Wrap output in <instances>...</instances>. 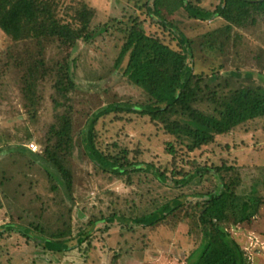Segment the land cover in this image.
<instances>
[{"label": "trees", "instance_id": "16d2710c", "mask_svg": "<svg viewBox=\"0 0 264 264\" xmlns=\"http://www.w3.org/2000/svg\"><path fill=\"white\" fill-rule=\"evenodd\" d=\"M221 2L209 11L202 0H130L134 7L126 6L125 19L98 33L119 36L113 66L95 69L91 58L97 57L86 47L97 37L98 10L87 0H0V33L9 43L0 53V102L17 88L13 118L26 123L19 134L0 133V212L8 206L11 213L0 238L18 233L58 257L90 254L97 232L111 239L117 230H150L180 216L192 221L188 235L195 242L185 264H252L233 231L254 222L264 198L242 189L239 162L214 158L239 149L240 136L255 138V125L264 120V63H256L261 72L257 79L248 73L245 84L244 62L224 75L227 62L200 73L196 61L209 41L225 54L233 41L239 46L241 30L264 24V0ZM180 15L225 24L195 38ZM113 79L124 80L133 94L107 87ZM49 101L52 119L46 121ZM142 120L166 160H143L140 144H104L102 129L109 134L113 124ZM33 141L41 152L29 149ZM77 155L113 188L98 193L110 197L107 206L101 201L104 209L83 203L88 223L75 234Z\"/></svg>", "mask_w": 264, "mask_h": 264}, {"label": "rangeland", "instance_id": "374dc122", "mask_svg": "<svg viewBox=\"0 0 264 264\" xmlns=\"http://www.w3.org/2000/svg\"><path fill=\"white\" fill-rule=\"evenodd\" d=\"M87 1L98 10L95 24L97 37L91 44H88L86 47L87 52L91 56L97 57V60L90 57L95 69L101 68V64L104 67L108 65L112 67L120 52L119 36L114 30L112 35L107 34L102 37L98 35L99 30L106 25H111L113 19H125L126 13L123 10L126 6L129 9L134 6L130 3V0ZM221 3V0H202L201 6L206 10L215 11ZM178 19L182 20L185 24L183 28L186 33L190 37L195 38L197 36L204 37L225 24L221 19L209 22L190 21L185 19V17L183 19L181 15L178 16ZM240 33L243 37L241 41L239 40V46L235 47L233 41L225 54L219 51V45H215V49L210 48L209 41L208 46H205L197 54V72L211 73L213 68H218L227 62L228 70L227 72H223L225 75L228 72L236 70L239 62H244L242 67V82L245 84L250 82L244 78L248 73L256 74L257 79L261 71L260 68L254 67L258 62L260 64L264 63V24L256 28H250L249 30H241ZM8 46V40L0 33V53ZM253 68L255 69L254 71ZM124 82V80H108L106 86L114 87L116 91L123 94H133V90L127 87ZM17 97L18 89L14 87L11 95H8L4 103L0 102L1 134H19V128L26 125L24 121H17L16 116L13 118L16 108L19 106ZM47 107L49 111L44 113L43 119L50 121L52 119L50 101ZM124 126L122 123L109 126L111 129L109 134L107 132L108 128L102 129L100 127L102 132L105 133L103 135L104 144L106 145L118 140L124 145H130L132 149H135L140 144L147 152L142 157L143 160H166L163 156V148L160 147L161 142L159 138L153 136L144 120L139 121L134 126H125L126 128ZM119 133H121L120 136ZM241 134L244 135L245 133ZM245 135L236 139L241 145L239 149L231 153H219L214 160L216 163L221 158L232 163L235 161L239 162L242 165V176L244 178L242 189H245L247 193H251L253 189H256L258 194L264 198V120L258 121L255 125L253 131V137L255 138H252V133ZM227 142L232 143L233 139H227L224 143ZM243 142H247V144ZM32 144L38 147L37 153L41 152V147L37 141L31 142L29 146ZM243 144L245 146H242ZM75 160L76 168L80 174L79 182L76 186L79 202L75 208L74 215V229L75 234H77L80 226L83 223H88V216L83 214V203L88 202L90 204L89 207L98 205L102 209L101 201L104 202L105 206L109 205L111 201L109 200V196H103L100 199L98 193L102 190V187L112 189L113 186H110L111 184L105 182L100 177L93 176V168H88L87 163H84L80 155H77ZM89 172L92 174L91 176L88 175ZM81 177L84 178L82 179ZM43 189L42 187H38L37 192L44 194ZM117 189L121 190L120 187ZM95 212L97 211L94 210L93 213ZM10 221L11 213L8 206H6L0 212V226L10 223ZM186 223L181 222V218L178 216L170 218L164 225L150 230L138 229L135 232L123 230L121 233L117 230L111 239H108V234L97 232L94 243L96 249L92 253L85 254L76 251L65 257H58L47 253L44 249L38 247L34 241H29L21 234L6 233L4 237L0 238V264H185L187 257L190 255L191 248H195L194 238L188 235L192 227V221L189 220ZM96 227H92V230L95 231ZM233 236L246 251L252 264H264V207L261 214L255 218L252 224L234 230ZM115 255H119L117 260H114Z\"/></svg>", "mask_w": 264, "mask_h": 264}, {"label": "built area", "instance_id": "2783aa9c", "mask_svg": "<svg viewBox=\"0 0 264 264\" xmlns=\"http://www.w3.org/2000/svg\"><path fill=\"white\" fill-rule=\"evenodd\" d=\"M29 148H30L32 151H34V152H36V151L38 150V147H37L36 145H34V144L30 145Z\"/></svg>", "mask_w": 264, "mask_h": 264}]
</instances>
